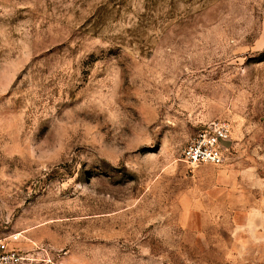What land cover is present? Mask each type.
<instances>
[{
	"label": "rangeland",
	"instance_id": "rangeland-1",
	"mask_svg": "<svg viewBox=\"0 0 264 264\" xmlns=\"http://www.w3.org/2000/svg\"><path fill=\"white\" fill-rule=\"evenodd\" d=\"M217 121L229 162H184ZM14 234L26 264H264V0H0Z\"/></svg>",
	"mask_w": 264,
	"mask_h": 264
},
{
	"label": "built area",
	"instance_id": "built-area-1",
	"mask_svg": "<svg viewBox=\"0 0 264 264\" xmlns=\"http://www.w3.org/2000/svg\"><path fill=\"white\" fill-rule=\"evenodd\" d=\"M228 142L232 143L231 126L226 121L209 124L198 132L184 151V162L192 166H224L229 162ZM20 234L0 237V264H26L30 258L19 246Z\"/></svg>",
	"mask_w": 264,
	"mask_h": 264
},
{
	"label": "water",
	"instance_id": "water-1",
	"mask_svg": "<svg viewBox=\"0 0 264 264\" xmlns=\"http://www.w3.org/2000/svg\"><path fill=\"white\" fill-rule=\"evenodd\" d=\"M230 145H231V142H228V143L226 144L227 147H229Z\"/></svg>",
	"mask_w": 264,
	"mask_h": 264
}]
</instances>
